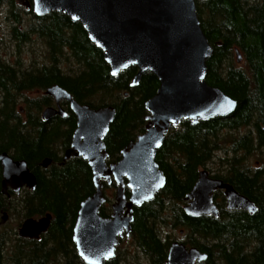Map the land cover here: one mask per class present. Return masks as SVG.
<instances>
[{"label": "trees", "instance_id": "1", "mask_svg": "<svg viewBox=\"0 0 264 264\" xmlns=\"http://www.w3.org/2000/svg\"><path fill=\"white\" fill-rule=\"evenodd\" d=\"M6 4H11L14 38L19 44L35 35L45 39L49 63L21 70L0 60V154L8 151L15 158L25 159L38 181L36 190L28 191L15 204L2 193L0 162V218L14 208L22 210L24 219L51 213L47 232L40 240L17 241L11 260L16 264H57L65 256L73 264L81 258L73 241L80 204L96 191L86 159L64 160L60 156L72 141L76 118L72 115L46 122L41 111L52 103L46 93L40 100H27L25 117L17 108L18 97L27 89L46 90L60 84L81 103L115 106L116 118L105 142L109 161H118L122 149L146 130L149 111L145 103L157 93L160 81L154 73L146 72L140 83L132 87L138 68L131 66L112 75L104 51L92 42L81 22L57 11L37 16L17 0H0V9ZM196 4L203 30L214 47L207 61L206 80L235 98L238 105L227 116L196 124L184 119L173 126L156 156L166 174V186L155 200L135 206L133 242L152 264H166L171 239L165 238L159 226H171L184 230L185 244L208 254L200 264H264V162L257 169L248 163L249 156L264 149V0H196ZM22 8L32 15L33 24L26 29ZM237 48L243 54L240 63ZM64 59L71 60L75 68L67 71L61 64ZM244 127L253 128L242 136L233 133ZM219 152L224 153L219 156L222 168L214 177L231 183L255 202L256 213L228 209L222 190L215 193L219 217H192L185 212L187 195L198 180L200 169ZM47 158H52V163L44 168L42 162ZM103 183L105 193L117 186L105 180ZM126 192L129 196L130 189ZM105 195L108 204L102 206V215L108 214L115 193ZM166 209L169 215L164 214ZM7 240L0 234V264H6L4 259L9 258L2 252ZM118 257L107 264H117ZM81 264H85L82 259Z\"/></svg>", "mask_w": 264, "mask_h": 264}, {"label": "water", "instance_id": "2", "mask_svg": "<svg viewBox=\"0 0 264 264\" xmlns=\"http://www.w3.org/2000/svg\"><path fill=\"white\" fill-rule=\"evenodd\" d=\"M37 16L62 12L74 22H81L92 42L104 51L112 75L131 66L138 72L131 86L140 83L144 73H154L160 86L145 105L149 114L146 130L121 151L118 161L108 163L109 152L105 142L115 121V106L92 107L79 102L60 84L46 88L56 100L58 108L49 106L42 112L48 120L55 114L69 115L61 105L68 101L76 115V128L70 148L64 159L83 157L92 169L96 191L80 204L74 226L73 240L86 264H105L114 258L120 237L130 235L135 206L155 200L167 183L165 172L156 160L173 125L183 119L193 124L230 115L238 102L223 89L207 80V61L214 47L203 30L196 0H18ZM237 61L243 60L239 48ZM8 151L1 153L3 193L8 187L20 191L24 186L35 190L37 177L25 159L15 160ZM51 159L43 164L47 167ZM112 179L117 184L112 216L101 215L106 202L104 183ZM127 188L130 195H127ZM223 190L227 208L244 209L256 213L258 206L240 193L231 183L212 177L208 169L199 172L198 180L187 195L185 212L192 217L220 216L215 192ZM4 212L0 224L6 223ZM52 214L36 219L27 218L19 231L22 237H40L50 226ZM207 253L197 247L173 241L167 264H195L205 261Z\"/></svg>", "mask_w": 264, "mask_h": 264}, {"label": "rangeland", "instance_id": "3", "mask_svg": "<svg viewBox=\"0 0 264 264\" xmlns=\"http://www.w3.org/2000/svg\"><path fill=\"white\" fill-rule=\"evenodd\" d=\"M8 1V0H5ZM18 2V1H17ZM19 3V2H18ZM11 4H6L0 9V58L8 64H10L15 69H28L32 70L38 68L42 65L49 63L48 57V46L45 44V39L35 35L28 42H23L19 44L17 40L12 35V28L14 26L13 19L9 16V7ZM22 6V5H21ZM25 8V6H22ZM21 12L24 16L23 27L24 29L29 28L32 22V15L21 9ZM12 16V15H11ZM62 66L70 70L75 68V65L71 60L64 59L62 61ZM244 64H242L243 66ZM77 67V64H76ZM45 94V89L41 87H35L32 89H27L21 93L18 97V110L20 108H25L28 106V101L42 99V96ZM253 128V127H249ZM249 128L244 127L239 131H233L235 135L242 136L244 133L248 132ZM224 155V153L219 152L215 159L210 162L206 169H208L213 175L222 168V164L219 161V156ZM233 154L230 155V157ZM264 162V149L259 151L256 150L255 153L248 157V163L252 168H259L263 166ZM204 169L202 167L200 170ZM107 194L112 196L115 193V190L108 188L106 191ZM105 193V194H106ZM15 204L16 201H15ZM165 215H169V210L166 209L163 211ZM22 210L14 208L10 211L9 219L0 229V233L5 236L4 232L7 231L6 241V252L10 251L13 241H15L14 230L18 228V225L23 221L24 218H21ZM163 234H172V239H186L185 235L180 233V229H173L169 226H159ZM159 228V229H160ZM175 237V238H174ZM119 256L123 258V264H151L148 255H146L141 248H139L134 242L132 237L125 238L119 246ZM45 264H52L46 261Z\"/></svg>", "mask_w": 264, "mask_h": 264}, {"label": "flooded vegetation", "instance_id": "4", "mask_svg": "<svg viewBox=\"0 0 264 264\" xmlns=\"http://www.w3.org/2000/svg\"><path fill=\"white\" fill-rule=\"evenodd\" d=\"M11 18H12V16L11 15H9ZM13 19V18H12ZM14 21V20H13ZM14 23V22H13ZM14 27V26H13ZM13 29V28H12ZM0 60H2V58H0ZM13 69H15V68H13ZM50 96V95H49ZM52 97V96H51ZM60 105L65 109V110H67L68 111V113H69V115L67 116V117H62L60 114H55L52 118H50V119H48V120H46V119H44L46 122H49V121H52L53 119H56V118H58V117H61V118H63V119H69L70 117H72V115H74L75 116V118H76V115L74 114V112L72 111V109H71V106H70V103L68 102V101H66V100H64V101H61L60 102ZM49 106H52V107H55V108H58L59 107V104L56 102V100L54 99V97H52V103L51 104H49V105H46L43 109H42V111H41V113L43 112V110L45 109V108H47V107H49ZM20 110V113H22V114H24L25 115V117H26V113H25V110H24V108H20L19 109ZM73 116V117H74ZM42 117H43V115H42ZM76 123H77V120H76ZM75 130V129H74ZM74 132V131H73ZM73 137V136H72ZM71 143H72V141H71ZM71 143H70V145H69V147L68 148H70V146H71ZM67 148V149H68ZM66 149V150H67ZM66 150H63V151H61L62 153H60L61 155L60 156H63V158H64V156H65V152H66ZM5 152V151H4ZM3 153V152H2ZM10 153V152H9ZM11 154V153H10ZM1 155V154H0ZM10 156H12L15 160H18V158H15L12 154L10 155ZM78 157V156H77ZM109 157H110V154H109ZM73 158V157H72ZM51 159V163H52V158H50ZM71 159V158H70ZM65 160V159H64ZM67 160H69V159H67ZM1 162V161H0ZM108 162L109 163H111V162H115V161H109V158H108ZM50 163V164H51ZM50 164L47 166V167H45L44 166V164H43V162H42V166L44 167V168H48L49 166H50ZM2 165V164H1ZM28 166H29V164H28ZM30 168V167H29ZM31 169V168H30ZM3 179H4V177H3V168H2V187H3ZM103 180H105V181H107L106 179H103ZM108 182V181H107ZM112 183H115V180L114 179H112V182L111 183H109L108 182V184H112ZM117 187V186H116ZM36 190V189H35ZM35 190H33V189H30L28 186H24L23 188H21V190L18 192V191H16V190H14V189H12L11 187H8V189H7V193L5 194L9 199H11L12 201H16L18 198H21L23 195H25V194H28V191H35ZM115 191H116V188H115ZM2 193H3V189H2ZM4 194V193H3ZM105 197H106V195H105ZM107 199V198H106ZM114 203V202H113ZM113 203H112V205H113ZM14 204V203H13ZM108 204V203H107ZM135 211V210H134ZM107 212H108V214H106V215H102V213H101V215L102 216H104V217H110V216H112V212H113V209H112V207H110V209L109 210H107ZM134 216H135V214H134ZM9 217V216H8ZM41 218V217H40ZM1 219V218H0ZM9 219V218H8ZM37 219H39V217H37ZM24 222V221H23ZM23 222H21V224L20 225H18V228L17 229H15L14 230V234H15V241H13V244H12V247L10 248V251L8 250V252H6V242H3V253H4V255L5 256H7V254H8V256L7 257H9V258H7V259H4V261H5V263L6 264H16L14 261H12L11 260V256H12V252H13V248H14V244L17 242V241H23L22 239H27V240H30V241H35V240H40V238L45 234H42L40 237H22V236H20V234H19V231H20V228H21V226H22V224H23ZM135 222V217H134V220H133V222H132V231H133V223ZM4 226V224H0V229L2 228ZM73 232H74V230H73ZM182 234H184L185 235V232H184V230H181L180 231ZM0 234H2V233H0ZM4 234H5V236L4 237H7V231L6 232H4ZM127 238V237H131V233H130V235H127L125 232H124V236L120 239V241H122V240H124V238ZM165 238H170L171 239V243L174 241L172 238V234H167V235H165ZM175 238V237H174ZM121 243V242H120ZM119 246H120V244H119ZM119 246L117 247V253H119ZM171 246V245H170ZM187 247L188 248H191V247H193V246H189V245H187ZM170 249V248H169ZM199 249V248H198ZM200 250V249H199ZM145 253V252H144ZM168 253H169V251H168ZM203 253H206V252H203ZM117 256H118V254H117ZM116 256V257H117ZM81 257V256H80ZM116 257L115 258H112V259H110V260H107L105 263L107 264L108 262H110L111 260H113V259H116ZM81 259L82 258H77V259H75L74 260V262H73V264H81ZM118 259V261H117V264H123V261H122V258L121 257H118L117 258ZM83 260V259H82ZM206 261V260H205ZM205 261H201V262H199L198 260H196V262H195V264H200V263H202V262H205ZM70 262H71V258L70 257H65V256H63V257H61L60 258V261L57 263V264H70ZM45 263V262H44ZM51 263V262H50ZM52 264H56V262H53Z\"/></svg>", "mask_w": 264, "mask_h": 264}]
</instances>
